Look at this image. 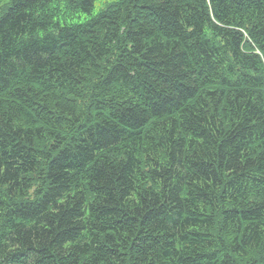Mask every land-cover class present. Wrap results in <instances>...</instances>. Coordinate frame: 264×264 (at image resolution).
<instances>
[{
	"label": "trees",
	"instance_id": "16d2710c",
	"mask_svg": "<svg viewBox=\"0 0 264 264\" xmlns=\"http://www.w3.org/2000/svg\"><path fill=\"white\" fill-rule=\"evenodd\" d=\"M96 1L0 7V264H264V0Z\"/></svg>",
	"mask_w": 264,
	"mask_h": 264
},
{
	"label": "rangeland",
	"instance_id": "374dc122",
	"mask_svg": "<svg viewBox=\"0 0 264 264\" xmlns=\"http://www.w3.org/2000/svg\"><path fill=\"white\" fill-rule=\"evenodd\" d=\"M11 1L12 0H0V7L6 9ZM110 2H112V0H97L95 4L96 11L103 8L105 5H107ZM4 9H1L0 12H2Z\"/></svg>",
	"mask_w": 264,
	"mask_h": 264
}]
</instances>
